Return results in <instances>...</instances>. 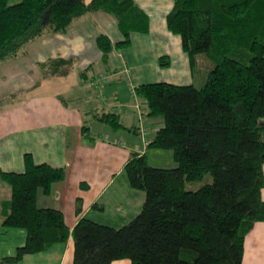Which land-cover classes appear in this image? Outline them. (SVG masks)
<instances>
[{"label": "trees", "instance_id": "16d2710c", "mask_svg": "<svg viewBox=\"0 0 264 264\" xmlns=\"http://www.w3.org/2000/svg\"><path fill=\"white\" fill-rule=\"evenodd\" d=\"M173 1L167 27L181 37L192 67L202 53L212 62L206 83L197 88L147 82L136 92L148 115L162 120L148 147L172 150L177 166L154 167L146 153L131 151L122 170L130 186L144 193L137 215L121 227L81 216L71 229L61 209L38 205L39 190L49 194L52 184L65 178V167L25 153L23 171L0 167V177L12 188L1 225L26 230L25 242L5 262L72 237V264L124 258L131 264H242L246 235L264 221V0ZM94 11L115 17L123 34L114 44L105 33L96 37L103 62L113 49L129 48L133 32L149 29L148 15L135 0H0V62L46 33L66 32ZM73 62L50 58L40 68L44 75L65 76ZM159 62L170 65L167 55ZM95 117L114 129L126 128L115 112ZM82 135L84 142H94L88 125ZM207 173L210 183L186 189L188 181ZM76 211L81 212L79 202Z\"/></svg>", "mask_w": 264, "mask_h": 264}, {"label": "crops", "instance_id": "0c3cea01", "mask_svg": "<svg viewBox=\"0 0 264 264\" xmlns=\"http://www.w3.org/2000/svg\"><path fill=\"white\" fill-rule=\"evenodd\" d=\"M89 1L91 0H87ZM135 2L148 15V31L132 33L131 46L124 51L120 50L124 58L120 65L117 66L116 62H112V65L108 59V62H103L106 65L105 71H98L91 77L85 71L81 72V77L90 81L87 93L64 85L73 66L67 75L57 76L44 75L40 64L56 57L74 59L86 49L91 56L87 61L88 66L96 60L91 58L102 60V51L96 43V37L105 33L113 44L123 39L117 19L112 16L115 19L113 24L107 16L108 13L88 12L76 19L66 32L46 33L32 41L25 52L0 62V167L23 171L25 153H30L36 162L64 166L65 178L54 182L49 194L40 189L38 205L61 209L71 229L81 216L101 222L102 220L99 221L92 214H104L110 208L108 206L114 204L124 205L121 197L114 198L120 195L118 188L111 187L115 177L123 171L122 167L129 159L131 151L147 155L151 138L162 126L161 119L148 115L145 99L140 101L142 96L136 92V86L147 83L150 78L147 77V62L155 63L156 72L175 66L182 82L194 72V67L182 48L181 37L167 27L166 16L174 1ZM163 55L169 57L170 65H160L159 58ZM127 70H130V74ZM104 74H109L110 79L104 83V90L100 93L92 82ZM39 77H44L42 89L39 86ZM123 81L131 96L120 95V84ZM120 101L124 102L119 104ZM119 106H122L121 112L117 111ZM105 111L119 114L120 120L126 125V128H121L126 131L125 134L118 131L113 138L112 134L106 133L102 136L100 132L95 131L96 134L92 131L95 128H107L103 126L104 122L95 117L96 113ZM131 115L136 124L132 125V121L129 123ZM88 116L92 119L90 123ZM142 122L143 127L148 130L146 134L141 131ZM84 125L89 126L93 143H89L92 138L85 139L84 142ZM262 195L264 197V187ZM11 197V186L0 177V264H65L69 256H73L72 237L65 246L63 242L55 243L47 250L26 255L18 262L3 260L4 257L14 255L16 248L26 240L25 229L1 225L5 211L3 203L9 202ZM141 198L143 200L135 205L136 214L144 201L142 196ZM78 202L81 205L79 214L76 211ZM59 256L61 257L57 262ZM129 263L131 264L128 260H115L111 264ZM242 264H264V221L257 222L246 235Z\"/></svg>", "mask_w": 264, "mask_h": 264}, {"label": "rangeland", "instance_id": "374dc122", "mask_svg": "<svg viewBox=\"0 0 264 264\" xmlns=\"http://www.w3.org/2000/svg\"><path fill=\"white\" fill-rule=\"evenodd\" d=\"M16 1H19V0H10V3H14ZM107 16H109V19L112 20L113 24H115L114 23L115 19H113L112 15L108 14ZM90 57H91L90 53L86 49V50H82L80 52V54H78L74 58L75 61H74L72 72L70 73V77H69V79H66V80L64 79L65 80L64 81L65 86L69 85V86H71L70 87L71 89L72 88H75L76 90L79 89L81 93L89 92L87 87L90 88V85H89L90 81L83 79L80 75L81 72L85 71L89 75V77H91L94 74L98 73V71H100V72L105 71L104 68H106V65L103 64V61L101 60V58H91L92 60H94V59H96V60L94 63H92V64H90V66H88L87 61H88V59H90ZM6 62H15V61H6ZM109 62L112 65H114L112 62L118 63L117 66L120 65L122 62H124V58L122 57V53L116 49H113L112 52L110 53V56H109ZM154 66H155L154 62H147V72L149 75L147 77H150L149 80H147V82L152 80L154 82L168 81V82H172L175 84L193 83L197 88H201L206 83L208 72H209L210 68L212 67V62L208 59V57L205 53L199 54L197 56L196 64L194 66V72L190 73L188 76H186V79L184 78L185 82H182L183 80H181V78L179 80V78H178L179 74H178L175 66H173L169 69H164V70L159 71V72H156ZM140 70H142V69H140ZM43 78L44 77H39L40 89H42L43 85H44ZM187 79H189V80H187ZM61 81H63V79ZM135 82H134V84L136 85ZM78 83H79L80 87L78 86ZM74 84H75V87H74ZM120 88H121L120 89V92H121L120 95L122 97H127V95L131 96L130 95L131 92L126 87L125 81H123L120 84ZM139 100L142 101V100H144V98L140 97ZM69 101H72L71 98H69ZM122 102H124V101H120L119 104H121ZM147 107L148 106H146V108ZM121 108H122V106H119L117 111L121 112ZM145 111H147V110H145ZM145 111H144V113H145ZM90 117H93V115ZM90 117L88 118V120H89L88 123H90L92 121V119L90 120ZM130 118H131V120H130ZM130 118H129V123H131V121H132V125H133V123L136 124V121L132 115L130 116ZM105 124L103 126H105L107 128L98 126L100 128L92 129V131H94V133H96V134H97V132L98 133L100 132V134L102 136L105 135L106 133H108V135L112 134L113 138L117 136L118 131L123 132L122 134L126 133V131H124L123 129H121V130L113 129L111 127V125H109V124L105 125ZM95 131H97V132H95ZM147 160H148V163L154 167L172 168V167L177 166V162L174 159V155H173L172 150L150 148L147 150ZM211 181H212V176L210 173H207L201 180L188 181L186 183V189L197 190L201 186H203L204 184L210 183ZM111 187L119 189V194L121 196L116 195V196H114V198L115 197H121V202L124 205L123 206H120V205L115 206V204H114V206H108L110 208H108L104 214L98 213V214H92V215L96 218L98 217V219H100L99 221H101V220L104 221V222L101 221V223H113V226L121 227L124 224L128 223L132 218H134L137 215L136 214L137 210H136L135 205H136V203L143 200L141 198V196L144 198V193L142 191L135 189V188L130 186L127 175L124 171H122L118 176L115 177V180H114ZM104 196H106V195H104ZM102 199H103V197H102ZM124 201L126 203H124ZM138 211H140V210H138ZM96 218H94V219H96ZM105 221H107V222H105ZM63 244L65 246L66 242L65 243L63 242ZM60 257L61 256H59L57 258V262L60 260ZM72 257L69 256V260L67 259V261H65V264H68V263L72 264ZM119 260H128L130 262V260L127 258L119 259ZM24 264H27V263H24ZM28 264H31V263H28Z\"/></svg>", "mask_w": 264, "mask_h": 264}, {"label": "built area", "instance_id": "2783aa9c", "mask_svg": "<svg viewBox=\"0 0 264 264\" xmlns=\"http://www.w3.org/2000/svg\"><path fill=\"white\" fill-rule=\"evenodd\" d=\"M127 71L129 72L128 74H130V70H127ZM109 79H110V75L104 74V75L99 76L96 80H93L92 84L100 93H102L104 90V83L108 81ZM143 124L144 122L141 123V127H142L141 131L143 134H146L148 130L145 127H143ZM145 143L148 144V142H145Z\"/></svg>", "mask_w": 264, "mask_h": 264}]
</instances>
